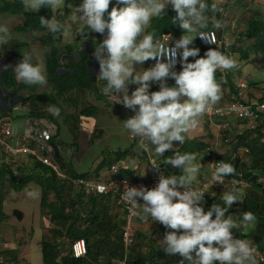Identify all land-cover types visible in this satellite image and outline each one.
Here are the masks:
<instances>
[{
	"label": "clouds",
	"instance_id": "clouds-1",
	"mask_svg": "<svg viewBox=\"0 0 264 264\" xmlns=\"http://www.w3.org/2000/svg\"><path fill=\"white\" fill-rule=\"evenodd\" d=\"M21 2L30 13L47 8L53 12L56 11V14L59 9L69 12L70 16L73 14L68 4L64 5V0H21ZM112 3L113 0H79L78 5L75 6L74 14L69 16L70 23L77 24L82 21L86 29L94 31V34L81 39L75 38L72 43L65 41L63 35L60 45L72 46L73 50L69 54L68 50L64 49L59 60L63 64L68 62L67 58H63L64 55H70L73 59H79L83 54L87 55V68L93 74L94 80H96V69L99 65L97 81L104 82L105 87L101 86L103 91L118 97L116 103H122L125 108L134 113L133 116L122 121L123 128L132 138H140L139 147L144 152L151 153L156 157H163L167 150L173 149V142L180 144L185 142V133L197 125L200 117L203 116L205 119L211 120L205 114L211 112L213 105L217 102L222 104L219 102L222 86L228 85L227 76L239 63V58H237V62L235 61L239 52V44L244 40L251 42V39L228 33L225 23L221 21L223 15L220 10L216 11L217 13L214 12L216 5L219 8L215 2L216 5L213 4L209 7L205 0H115L111 11H108ZM169 7L177 13L173 17L172 23L178 25L183 33H188V35L183 34L178 39L171 33H163L156 39L154 32L147 31L148 26L154 18L167 12ZM209 10L212 11L208 12ZM256 13L258 11L253 15ZM14 16L23 17V20L17 23L18 26L24 24L26 20L24 15ZM207 23L215 24L216 29H203L208 26ZM17 25L14 29L16 34H30L26 39L14 38L9 28L0 21V86L5 92L2 98L6 105L11 97L14 99L17 96L25 98L26 95H29L11 92L1 83L9 64L7 58L12 57L14 53L20 54L21 48L25 49L23 58L20 54L19 59L11 64L16 81L27 85L47 83L45 56L44 67L32 62L31 55L33 54L29 47L33 45L32 41H37L38 47L40 45L48 47L49 45L42 41L41 32L33 31L31 33L17 30ZM40 26L52 34L62 35L64 32L63 25L55 15L50 18L40 16ZM74 28H78V26ZM220 28H223L221 33L217 30ZM210 30H214L223 42L224 53L215 46H205L201 42L200 38L214 43L206 34L202 33ZM81 34H86L83 29H81ZM164 35L168 37L169 46L161 43ZM92 38L102 41L96 45L95 51L92 43L87 41ZM226 38L229 40L227 44H225ZM81 40H85V42L79 47L73 46L74 43ZM195 40L202 47L209 49L202 57L198 47H190ZM189 57L196 59L194 62H189ZM153 60L156 62L150 66V62ZM137 65L141 67L139 68ZM178 68H182V70L176 71L175 69ZM65 70L67 68L61 66L58 73H63ZM217 71L221 73V80L216 79ZM240 79L246 80L250 87L249 80L246 77H240L235 82V91L230 90V98L238 92L237 84ZM170 80L171 84H169ZM154 84L157 85L156 90L159 86L158 91H153L152 85ZM131 85L136 87L129 94ZM91 94L95 95L93 92ZM263 100L264 98L257 101ZM45 101L47 100L41 101L40 105ZM46 104H42L40 107L42 111H48V101ZM49 110L54 115L59 114L58 109ZM75 113L77 114V112ZM2 116L10 117V114L0 117ZM261 125L263 129L264 124ZM34 128H36L35 133L22 135L30 137L37 135L43 129L49 130V127ZM249 130L251 129L249 128ZM256 130H251L254 137ZM15 133L21 136L17 132ZM50 133L52 136L54 135L51 131ZM30 143L32 144V142ZM213 150L218 152L221 160L222 154L216 145L202 151L208 154V179L210 178L209 164ZM52 154L56 160L53 147ZM7 156L6 162L10 163L9 157L16 161L24 155ZM29 157L32 156H25L23 159L27 161ZM32 158L41 162L36 157ZM151 159L159 162L165 170L161 161L153 157L149 158V166ZM194 159L195 157L191 153L175 154L167 159L165 164L179 169V174H175L173 171L168 176L160 174L158 184L152 189L145 186L129 187L125 184L121 198L129 205L131 211L141 210L140 219L146 220L150 217L152 222H159L166 229L172 230L164 236L161 248L168 256H179L181 259L178 264H257L258 248L247 239L234 238L232 232L233 229L243 227L245 230L243 234L246 235L249 225L255 224L257 220L255 214L245 212L242 224H238L231 216L226 215L235 202L242 203L244 201L243 192L250 186L234 190H218L216 188H210L205 192L198 190L195 187L199 183L194 185V180L200 171V165L194 164ZM56 162L58 163L57 160ZM214 164L216 166L212 169L213 185L224 184L225 178L230 175L234 176L238 172L244 173L240 169L236 171L231 163ZM152 165L157 168L159 166L158 163H152ZM112 173L115 175L118 170L113 172L110 168L109 175ZM56 174L62 177L58 175L57 171ZM114 175L111 176L115 178ZM149 175L150 169L148 178L144 181L149 179ZM88 177L82 178L100 181V179ZM259 178H262V181H259ZM258 181L264 184V176H259ZM234 183H239V181H234ZM76 189L80 190L77 187ZM210 191L223 193V206L213 204L205 212L203 208L204 196ZM141 200L143 203L140 202ZM70 248L72 249L71 246Z\"/></svg>",
	"mask_w": 264,
	"mask_h": 264
},
{
	"label": "trees",
	"instance_id": "trees-1",
	"mask_svg": "<svg viewBox=\"0 0 264 264\" xmlns=\"http://www.w3.org/2000/svg\"><path fill=\"white\" fill-rule=\"evenodd\" d=\"M206 1V0H205ZM209 1V4H214V1ZM115 4V0L110 4L109 10ZM0 14L11 15H24L26 20L23 25H17L16 29L21 31L41 32L42 41L48 44V49L45 54V66H46V79L52 86L51 92H33L26 95L22 100L23 104H29L37 106L34 111L29 108L28 115L29 122L38 128H48L40 124V119H56L54 114L48 109V111H42L38 104L44 99L48 101V106L51 109H60L63 107L60 105V97L64 96L72 90L80 89L95 93L99 92L100 88L93 79V74L87 68V55H81L79 59H73L70 55H64L63 58H67V63H61L59 56L64 49L71 52L72 46L60 45L64 32L67 30L66 20L70 16L69 12L61 11L60 9L53 12L47 8H41L39 12L30 13L27 11L21 0H0ZM55 15L60 23L63 25V34H52L46 29L40 26V16L50 18ZM177 13L169 7L167 12L162 14L158 18H154L147 31L154 32L155 38L158 39L163 33H171L176 38H180L183 34V30L176 24L172 23L173 17ZM107 18V14H106ZM207 27L203 29L215 28L211 23H207ZM245 29L241 32L243 38L251 39L249 48H241L242 58H248L251 53L261 51L264 53V19L261 18L260 13L248 16L244 20ZM81 29L86 34H81ZM216 29V28H215ZM220 33L223 28L217 29ZM77 37L84 38L94 34V31H89L86 26L79 27L77 29ZM190 47H198L200 49V56L202 57L208 48H204L200 43L195 40L194 44ZM20 54L14 53L12 57L7 58L9 64L8 68L1 79V83L6 89L11 92H19L22 89L36 88L37 85H27L16 81L15 74L12 70V62L19 59ZM199 58V57H197ZM194 59L189 57V62H194ZM64 66L67 68L63 73H58V69ZM180 68V67H179ZM175 69L179 72L180 69ZM232 71V70H231ZM228 74L227 84L232 92L235 91V82L232 79V72ZM221 73L217 71L216 79L221 80ZM172 81H169L171 84ZM157 85L154 87L156 90ZM31 91V90H30ZM65 100V99H64ZM70 103H75L76 100H69ZM71 113L68 110H62V114L68 117ZM98 112L96 105H88L83 108L80 113L82 115H93ZM27 117V116H26ZM28 118V117H27ZM39 124V125H38ZM50 123L48 122V125ZM60 127L56 129V134L52 136L50 144L54 149V154L58 160H60V146L57 143V137L60 134ZM210 147V143L204 142L200 138H189L185 135V142L176 147L173 142V149L167 150L163 157L160 158L162 165L164 166L167 175L179 174L180 170L165 164V161L175 154L191 153L197 160L202 151H205ZM248 152L246 156L251 158L250 165L245 162H241L240 157L236 159L231 158V154L221 155V160L224 163H231L237 170L244 171L246 178L251 182L250 187L245 190L244 201L235 202L229 212L226 215L231 216L238 224H242V217L245 212H252L255 214L257 220L255 224L249 225L247 234L244 233V228L233 229V236L236 239H247L251 244L255 245L259 249L264 248V184L258 181L259 176H264V133L262 125L256 130V136L247 143ZM234 150H237L234 145ZM128 153V150L116 153V155L123 156ZM199 153V154H198ZM111 154H114L111 153ZM8 158L7 154L0 150V224L5 223L10 218V215L6 213L4 203L8 200V196L12 192H20L28 187L30 184L37 185L41 190V214L46 217L51 225L48 229V233L44 234L40 240L42 257L44 264H115L118 259H126V264H178L181 259L179 256H168L163 248L155 239V229H145L141 225L136 226L135 242L126 251L122 241V225L124 223L125 212L122 210L121 214L112 213V202L116 199L112 194H87L84 190H77L74 183L70 179L59 178L56 171L49 166L43 165L41 162L34 158L20 159L14 161L10 158V163L6 162ZM114 159L110 158L108 166ZM106 164V163H105ZM104 164V165H105ZM71 177H88L89 173H82L79 176L73 174ZM114 176L127 177L128 175L124 170L119 171ZM55 197L52 200L50 197ZM222 192L210 191L204 196V211L207 212L213 204H220L223 206ZM19 213L20 218L22 212L15 210ZM141 210L139 215L141 216ZM138 215V221L143 222ZM215 217L213 216V219ZM151 221V218H147ZM166 229L165 227H163ZM172 231L171 229H167ZM149 231V233H148ZM79 239H85L87 242L88 251L85 256L74 257L70 244L72 241ZM19 249L15 247L0 248V262L12 261L14 264H18L17 259ZM2 257V261H1ZM257 264H261L257 260Z\"/></svg>",
	"mask_w": 264,
	"mask_h": 264
},
{
	"label": "rangeland",
	"instance_id": "rangeland-1",
	"mask_svg": "<svg viewBox=\"0 0 264 264\" xmlns=\"http://www.w3.org/2000/svg\"><path fill=\"white\" fill-rule=\"evenodd\" d=\"M213 1L219 6L218 8L217 5L214 4L216 5V10L214 12L217 13L218 10H220L221 14L223 15V19L221 21L225 23V26L228 29V33L231 32L234 35H241V32L244 29V20L247 18L248 15H253V13L256 11L260 12L261 18L264 19V0ZM78 3L79 0H64V5L68 4V6L72 9L73 14L75 6L78 5ZM205 3H207L209 7L211 6L209 4V1L206 0ZM211 11L212 10H209L208 12ZM70 17L66 21L67 30L64 34V40L72 43L75 41V38H78L76 33L77 29L79 27L84 26V24L82 21L77 24H72L70 23ZM22 20V16H14L10 14L0 15V21L3 22L9 28V31L13 33L14 38L17 37L19 39H26L30 34H16L14 30L15 25H17V23H20V21ZM76 26H78V28H74ZM32 42L33 45H30L29 47L30 51L33 52V55H31L32 62L40 64L44 67V56L48 47L46 45H40L38 47L37 41ZM24 50L25 49L23 48L20 49V54L22 55V58L23 54H25ZM239 61H242V63L240 64L242 65L243 69L245 66V72H248L252 76V78L254 79L253 81L259 82V84L264 86V53H262L261 51H256V53H251L247 59H241ZM137 66L139 68L141 67L140 65ZM3 67L4 66L2 65V69ZM96 83L98 85V88H100L99 92L102 93L101 86L104 87V84H102V82L98 83L97 81ZM31 90V93L37 91L51 92L52 86L50 85V83L47 82L46 84L38 85L36 88H32ZM19 93L26 94L27 90L22 89L19 91ZM4 94L5 92L0 86V105H2L3 103L2 97ZM68 96L70 98L72 97L78 100V110L88 106L91 102H95L100 105L98 116L81 115L80 111H78V113L76 114V104L70 103L69 101L61 99L60 97V105L64 109L72 113H69L68 118L66 120L61 118L60 114H58L56 116L58 118L52 120L47 119V121L41 120L40 124H42L43 126L47 125L49 127V130L53 133L54 130L51 128V121H54L56 128L60 127V134L57 137V143L59 145H66V143H69V146L66 147H70L71 150L76 152L77 157L80 158V162L82 164L80 169L88 170V167L92 166V162L100 156L103 158L107 155L106 160H108L109 158H113L114 154H111V152L116 150V148L122 147V144H124L126 140L129 139V134L123 128L122 121L126 120L127 118H130L134 115V113L130 109L121 106L118 110L120 112V117L118 115L117 117L114 116L115 119H112V121L110 122L109 119L102 117L105 110L101 109V104H99V102L96 101L94 98L95 96L97 98H104L103 96L95 94V96L93 97V95L91 94L87 95V92L85 91L81 92L78 90L69 93ZM21 99H23L22 96H17L15 97V101H17L15 104H12L11 101H9L7 105L6 112H10V118L14 131L17 130L16 127H18L20 119H25V123L28 122L30 117L26 115L28 117L27 118L24 115L29 112V108H32L34 111L37 109L36 105L30 107V103L28 105L23 104ZM45 102L47 103V101ZM45 102H42V104L47 105ZM38 103L40 102L38 101ZM48 122L50 123L49 125ZM102 125H108L109 128H105L104 133L98 138H92L94 130L98 127L100 128V126L102 127ZM68 131H70L71 134L68 133ZM202 133V126L198 124L194 128H191L187 133H185V135L189 138H195V136H198ZM24 157L25 156L19 157L17 160H20ZM244 162L250 165L251 158L247 157L246 161L244 160ZM193 163L198 165L200 162L198 163L197 160H194ZM203 169L205 172H208L207 165L203 166ZM50 198L52 200L55 199L53 195H51ZM40 203L41 190L35 184H30L28 187H26L20 192L10 193L8 196V200L4 203L6 213L10 215V218L7 222L0 224V248L15 247L19 249V253L17 256V259L19 260L18 264H44L41 245L39 244V241L42 239L44 234L48 233V229L51 225L49 224V221L46 220V217L41 214ZM15 210H19L23 213L21 218L19 216V213L15 212ZM0 264H14V260L13 262L3 261L0 262Z\"/></svg>",
	"mask_w": 264,
	"mask_h": 264
},
{
	"label": "crops",
	"instance_id": "crops-1",
	"mask_svg": "<svg viewBox=\"0 0 264 264\" xmlns=\"http://www.w3.org/2000/svg\"><path fill=\"white\" fill-rule=\"evenodd\" d=\"M97 39L98 38H92L90 40H87V41L92 43V45L94 47V51H95L96 45L98 43L102 42V41H99ZM84 42H85V40L78 41L77 43H74L73 46L79 47ZM249 43H250L249 41L244 40L241 42V44H239V46L241 48L247 49V48H249ZM238 51L239 52L235 58L236 62H237V58H239V60L247 59V58H242V56H241L242 52L240 51L239 47H238ZM240 63H242V61L241 62L239 61V63L237 64V67L232 69V71H231L232 75H233L232 79L234 80V82H236L240 77H246L250 82V87H249V89L246 90L245 97L248 99L253 98L255 100L263 99L264 98V86L259 84V82L253 81L254 79L252 78V76L248 72H245V70H244L245 66L243 69V67ZM181 70H182V68L180 69V71ZM98 72H99V65H98V68L96 69L97 75H98ZM97 75H96V81H97ZM227 80H228V78H227ZM97 82L101 83V81H97ZM102 84H104V82H102ZM155 85L156 84L152 85V88H154ZM104 87H105V84H104ZM135 87H136L135 85L130 86L129 94H131V91L134 90ZM222 87L223 88H222L221 97L219 99V102L222 104H227L228 100L230 98V90L231 89H230L229 85H225V86L223 85ZM103 88H102L101 94L104 98H101V97L97 98L95 95H93V97L95 96L94 97L95 100L98 101L99 104H101V109L105 110L103 116L102 115H100V116H102L106 119H109V121L111 122L112 119H115L114 116L117 117V115H118L120 117V115H119L120 112L118 110L121 106H123V104L122 103H116V100L118 99V97L110 95V94H106L103 91ZM26 90H27V94H30L32 91L31 89H30L31 91L29 89H26ZM76 90H78V89H76ZM76 90H72V91H69L67 93H64V96L62 98L65 100L69 98V100H76L78 102V100L76 98H72V97L70 98L68 96L69 93L76 91ZM158 90H159V86H158V89L155 91H158ZM78 91L82 92V90H78ZM244 92H245V90H244ZM90 94L91 93L87 92V95H90ZM23 99H21V100H23ZM9 101H11L12 104H15L17 102V101H15L14 97H11V99L9 98V100L7 102H9ZM38 105L40 107H42V104L40 105V103H39ZM89 105H96L98 107V112L96 114H93V115L98 116L100 105H98L95 102H91ZM47 107L49 109H51L49 106H47ZM6 110H7V105L3 101L2 105H0V116L10 114V112L8 113V112H6ZM60 110L62 112V110H64V108H62ZM81 110L82 109L78 110V106H77L76 112L78 113V111H81ZM61 112L59 113L61 118L66 120L68 117H66ZM64 113H66V112H64ZM66 114L69 115V113H66ZM54 116L56 117L57 115H54ZM56 118H58V117H56ZM200 118L202 119V121H201V119H198V124H200V126H202L203 133L198 135V136H195V138L198 137L200 139H203L204 142L210 143V147L216 145L218 151L222 155L230 153L232 159H236V157L239 156L241 159V162H244V160L246 161V159L248 157V156H246V154L248 152L247 143L254 138L251 130H249V128H248V124L246 121L239 120V119L234 118V117H228L227 118V122H228L227 127L222 129V130H219L216 127L215 122H219V121H221V119L208 120V119H205L203 116ZM24 120L25 119H20L19 124H18L19 128L16 127L17 130L15 132H17L20 135H22V134L28 135V134L35 133L36 128H34V125L32 124L33 122L30 123L28 121L27 123H25ZM41 120L42 119H40L39 122H41ZM46 121H47V119H46ZM51 122H52L51 128L54 130L53 134H56V132H57L56 131V129H57L56 125H55L54 121H51ZM108 125H102V127L100 126V128L99 127L96 128L94 130V134L92 135V138H98L100 135H102L104 133L105 128H109ZM68 133L71 134L70 131H68ZM128 138L129 139L126 140V142L124 144H122V147L116 148V150L111 152V153L114 152L115 157L109 166H108V162H106V161H108L110 158L108 160H106L107 155L104 156L103 158L100 156L92 162V166L88 167V170L87 169L86 170L80 169V167L82 166V164L80 162V158L77 157L76 152L71 150L70 147L69 148L66 147V146H69L68 145L69 143H66V145H59L60 146V160H58L57 158H56V160L60 164L61 172L65 176L64 179H70L74 183V180L77 177L73 178L70 176L72 174L71 172H73V174L78 175V176L82 173H89L88 178H96V179L102 180V179H105L106 177L109 176V171H110V168L112 167V165H117L118 166V172L124 170L126 172V174L128 175L127 177L130 178L131 180H133L135 182L146 180L148 178V173H149V169H150L149 158L153 157V158H156L157 160L158 159L160 160L161 157H156L151 153L144 152L143 149H141L139 147L140 138H132L130 135L128 136ZM180 145L181 144L179 142H175L176 147H178ZM234 145H236L237 150H234ZM66 150H67V152H66ZM126 150H128L127 154H125L123 156H120L118 154L116 155V153L126 151ZM199 158L197 159V161H198V163L200 162L198 164V165H200V171L196 175V178L194 180V185L195 184L197 185L201 181H205L209 177L208 172H205L203 169V166H205V165H207V169H208V154H207V152H201ZM202 161H203V163H202ZM204 163H205V165H204ZM110 175H114V174L112 173ZM59 178H62V177H59ZM140 202L143 203L142 200ZM112 207H113L112 208L113 214H115V213L121 214L122 213L123 209L118 204L117 199H116V201L112 202ZM139 217H140V215H139ZM135 223H136V226L141 225L143 228L148 229V230L155 229L157 231L156 235H155V239L158 242V244L160 245L159 247H162L161 241L163 240L164 236L166 235V233L169 230L164 229L163 228L164 226L162 224H160L159 222H152V221L147 220V219L143 220V222L142 221L139 222L138 216L135 219ZM148 233H149V231H148Z\"/></svg>",
	"mask_w": 264,
	"mask_h": 264
},
{
	"label": "built area",
	"instance_id": "built-area-1",
	"mask_svg": "<svg viewBox=\"0 0 264 264\" xmlns=\"http://www.w3.org/2000/svg\"><path fill=\"white\" fill-rule=\"evenodd\" d=\"M206 34L214 43H209L203 39L200 40L205 46H215L223 52V42L218 38V35L214 30L202 32ZM161 43L169 46L168 37L163 36ZM229 43L228 38L225 39V44ZM224 53V52H223ZM156 61H151L150 66H153ZM178 64V63H177ZM249 84L246 80L240 79L237 84L238 92L233 94L227 104H219L218 102L213 105L212 111L206 113L211 120L221 119L219 122H215L216 127L222 130L227 127L228 117H234L240 120H245L249 124V128L255 131L261 124H264V100L257 101L253 98H246V89ZM245 90V92H244ZM226 119V120H225ZM264 133V125H263ZM255 134V133H254ZM256 135V134H255ZM31 137V140H30ZM17 135L13 131L12 121L9 116L0 117V150L4 151L9 156H32L39 159L43 164L51 166L58 172V175L64 177L61 172L60 165L54 159L52 154V147L49 143L52 135L49 130L43 129L35 136ZM32 142V144L30 143ZM212 157L210 159V178L207 181L200 182L195 188L202 191H207L210 188H216L218 190H234L238 188H247L250 186V181L245 177L243 172H238L234 176H228L225 178V183H216L213 185L212 182V169L216 166L214 163L222 162L219 158L216 150L212 151ZM152 163H158L159 166L154 167ZM118 166L113 165L111 171L117 172ZM160 174L168 176L155 159L150 160V175L147 181H141L136 183L127 177H112L109 175L103 180H93L78 177L74 180L76 187L80 190H85L86 193L91 194H112L117 199L118 204L124 210V223L122 225V241L126 251H129L131 246L135 242L136 236V223L135 219L139 214L140 209L135 212L130 210L129 205L121 198V193L124 191L125 184L129 187H140L145 186L148 189L154 188L158 182ZM239 181V183H234ZM262 181V178H259ZM183 191V189H180ZM72 254L74 257H82L87 254L88 247L87 242L84 239H79L71 242ZM255 247V246H254ZM257 260L264 264V250L258 248ZM115 264H126V259H118Z\"/></svg>",
	"mask_w": 264,
	"mask_h": 264
}]
</instances>
